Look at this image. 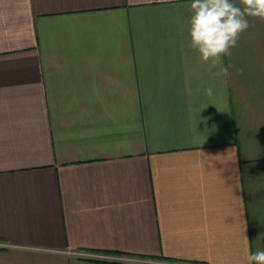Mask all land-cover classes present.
<instances>
[{
	"label": "crops",
	"instance_id": "0c3cea01",
	"mask_svg": "<svg viewBox=\"0 0 264 264\" xmlns=\"http://www.w3.org/2000/svg\"><path fill=\"white\" fill-rule=\"evenodd\" d=\"M191 2L0 0V264L264 251V22L217 75Z\"/></svg>",
	"mask_w": 264,
	"mask_h": 264
},
{
	"label": "clouds",
	"instance_id": "9594fccd",
	"mask_svg": "<svg viewBox=\"0 0 264 264\" xmlns=\"http://www.w3.org/2000/svg\"><path fill=\"white\" fill-rule=\"evenodd\" d=\"M192 0L189 19L190 47L208 64L209 70L218 68L217 75H228L222 67V57L231 56V49L237 47L240 36L249 27V17L264 22V0ZM234 67V66H232ZM242 69H237L242 73ZM213 94L212 89L205 90ZM247 264H264V251L247 255Z\"/></svg>",
	"mask_w": 264,
	"mask_h": 264
},
{
	"label": "built area",
	"instance_id": "2783aa9c",
	"mask_svg": "<svg viewBox=\"0 0 264 264\" xmlns=\"http://www.w3.org/2000/svg\"><path fill=\"white\" fill-rule=\"evenodd\" d=\"M101 257L106 258V259H125V257L122 256H115V255H101Z\"/></svg>",
	"mask_w": 264,
	"mask_h": 264
}]
</instances>
